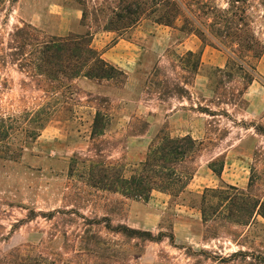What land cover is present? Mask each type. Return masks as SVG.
Here are the masks:
<instances>
[{"label": "rangeland", "instance_id": "374dc122", "mask_svg": "<svg viewBox=\"0 0 264 264\" xmlns=\"http://www.w3.org/2000/svg\"><path fill=\"white\" fill-rule=\"evenodd\" d=\"M106 1L0 0V117L23 122L27 111L57 107L37 142L18 139L11 146L23 148L19 158L0 159V264L19 255L56 264H264V77L255 58L264 46V0H169L179 13L175 28L155 23L159 10L120 33L103 31L98 9ZM189 22L203 41L187 35ZM26 25L47 38L92 33L93 47L126 78H82L53 100L47 82L19 66L13 38ZM122 39L135 45L130 70L104 56ZM97 111L105 120L95 136ZM160 134L203 142L189 189L220 186L209 168L217 162L223 183L260 200L253 223L205 224L195 196L156 190L133 200L93 186L109 164L129 176ZM108 224L162 240L131 239Z\"/></svg>", "mask_w": 264, "mask_h": 264}, {"label": "trees", "instance_id": "16d2710c", "mask_svg": "<svg viewBox=\"0 0 264 264\" xmlns=\"http://www.w3.org/2000/svg\"><path fill=\"white\" fill-rule=\"evenodd\" d=\"M105 6L106 9H98V12L106 15L103 31L107 32L120 33L131 30L143 19L155 16L159 10L161 14L155 23L175 28L174 17L179 16V13L173 16L177 4L169 0H107L100 7ZM86 19L87 13L84 11L82 21L85 22ZM188 27L190 30L187 31V35H196L204 40L206 36L204 32L194 28L190 22ZM13 40L18 44L16 56L20 61V68L27 70L33 78L39 77L47 82L50 90L44 92L52 94L53 100L59 99L61 95L59 90L63 86L69 87L82 78L97 82L119 81L126 78L123 70L109 63L103 54L93 47L92 33L47 38L42 36L39 29L26 25L24 28H17ZM189 54L195 55L194 52ZM263 55L264 46L255 58L260 61ZM230 65L231 61L226 67ZM56 109V106L49 103L44 104L38 111H27L30 117L23 122L17 117H0V159L8 161L18 159L23 148L15 150L11 143L18 139L24 145L37 142L41 131L53 120ZM104 120L101 112L97 111L93 127L95 136L104 131V123L102 124ZM202 149L203 142L194 139L191 135L176 138L160 134L153 139L144 161L134 167L129 176L125 174L122 165L109 164L103 166L97 173L93 186L133 200L148 201L156 190L176 199L195 196L199 199L198 205L205 224L221 219L240 226L251 225L258 213L260 200L235 186L223 183L222 172L216 167L217 162H211L209 168L222 182L220 186L205 188L202 194L194 193L189 189L197 172L193 164ZM93 169L94 167L91 168ZM252 187L253 180L249 184V188ZM107 227L131 239L162 240L154 237L150 232L124 225L111 228V224H108ZM12 264H56V262L44 255L33 259L29 257L20 259L19 255Z\"/></svg>", "mask_w": 264, "mask_h": 264}, {"label": "crops", "instance_id": "0c3cea01", "mask_svg": "<svg viewBox=\"0 0 264 264\" xmlns=\"http://www.w3.org/2000/svg\"><path fill=\"white\" fill-rule=\"evenodd\" d=\"M185 45L186 46L188 45L187 41L184 43V46ZM120 49L128 50V51H125V55L123 56V59H122L123 61L118 60V58H117V52ZM193 51H195L193 48H191V50H189V52H193ZM104 56L107 57V59L111 60L113 63L119 65L120 67H124L126 70H130L127 67V61L131 62V60L135 59V45L130 41H126V40L122 39L121 41H119L116 44V46L114 48H112L110 51L104 53ZM257 72H258V75L260 77H264V55L259 62Z\"/></svg>", "mask_w": 264, "mask_h": 264}]
</instances>
